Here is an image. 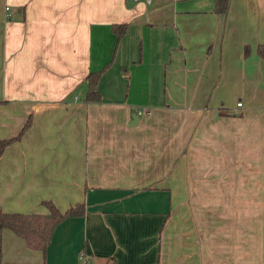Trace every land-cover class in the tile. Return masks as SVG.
<instances>
[{
  "label": "crops",
  "instance_id": "obj_1",
  "mask_svg": "<svg viewBox=\"0 0 264 264\" xmlns=\"http://www.w3.org/2000/svg\"><path fill=\"white\" fill-rule=\"evenodd\" d=\"M213 7L0 0V210H85L0 264H264V0Z\"/></svg>",
  "mask_w": 264,
  "mask_h": 264
},
{
  "label": "trees",
  "instance_id": "obj_2",
  "mask_svg": "<svg viewBox=\"0 0 264 264\" xmlns=\"http://www.w3.org/2000/svg\"><path fill=\"white\" fill-rule=\"evenodd\" d=\"M228 7L229 0H214L213 12L217 15H224L227 13ZM125 28L124 24L112 25V31L116 35L117 40L124 35ZM258 51L264 57V53L260 51V47ZM101 72H90L85 77L86 94L84 100L86 102L100 101L101 97L97 90V82L101 76ZM30 123L29 117L17 135L0 139V157L7 146L20 140L29 128ZM40 204L47 209V213H7L0 210V230H11L25 241L28 248L39 250L44 254L55 228L67 218L83 216L85 210L84 205L81 203L72 205L65 211L59 210L50 200H43Z\"/></svg>",
  "mask_w": 264,
  "mask_h": 264
},
{
  "label": "water",
  "instance_id": "obj_3",
  "mask_svg": "<svg viewBox=\"0 0 264 264\" xmlns=\"http://www.w3.org/2000/svg\"><path fill=\"white\" fill-rule=\"evenodd\" d=\"M132 119H133V123L132 124H135V122L137 123V120H138L137 116H134Z\"/></svg>",
  "mask_w": 264,
  "mask_h": 264
},
{
  "label": "built area",
  "instance_id": "obj_4",
  "mask_svg": "<svg viewBox=\"0 0 264 264\" xmlns=\"http://www.w3.org/2000/svg\"><path fill=\"white\" fill-rule=\"evenodd\" d=\"M145 1L148 2V0H145ZM236 106H237V107L241 106V103H240V102H237V103H236ZM139 113H140V112H139Z\"/></svg>",
  "mask_w": 264,
  "mask_h": 264
}]
</instances>
